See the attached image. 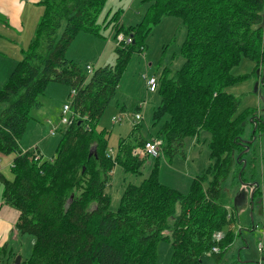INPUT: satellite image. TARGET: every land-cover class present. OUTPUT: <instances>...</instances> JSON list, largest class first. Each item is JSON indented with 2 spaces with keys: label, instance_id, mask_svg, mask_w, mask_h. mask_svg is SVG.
I'll use <instances>...</instances> for the list:
<instances>
[{
  "label": "trees",
  "instance_id": "trees-1",
  "mask_svg": "<svg viewBox=\"0 0 264 264\" xmlns=\"http://www.w3.org/2000/svg\"><path fill=\"white\" fill-rule=\"evenodd\" d=\"M107 1L42 0L35 38L0 90V152L16 153L14 179L0 174L3 198L19 213L18 231L35 239L31 257L21 264H158L160 242L172 246L170 264H200L204 255L218 262L240 237L232 229L243 195L237 192V204L228 209V180L233 188L258 184L254 206L263 200L258 150L253 143L246 153L242 145L248 119L258 114H238L240 101L227 89L257 77L264 90V0H145L150 6L135 26L120 25L115 14L116 37L124 34L132 42L116 47L114 66L94 67L89 76L67 53L80 34L98 36ZM168 17L179 18L187 30L185 64L175 73L164 67L158 78L155 124L168 117L158 139L165 156L174 157L185 155L186 138L208 131L215 163L194 178L188 195L163 185L156 173L160 158L139 151L149 142L141 123L120 140L115 160L107 151L108 134L97 130L130 60L143 54L153 29ZM244 59L255 64L253 73L234 76ZM51 83L76 94L70 124L60 130L55 156L46 160L20 146ZM258 121L250 140L264 134ZM150 159L158 168L140 186H126L119 212L112 213L106 189L115 166L137 173ZM219 233L224 236L217 242Z\"/></svg>",
  "mask_w": 264,
  "mask_h": 264
},
{
  "label": "rangeland",
  "instance_id": "rangeland-1",
  "mask_svg": "<svg viewBox=\"0 0 264 264\" xmlns=\"http://www.w3.org/2000/svg\"><path fill=\"white\" fill-rule=\"evenodd\" d=\"M143 1L145 2V0H108L98 17L97 24L100 29L98 36L87 33L80 34L70 46L67 58L80 65L83 69L88 65L96 68L108 65L114 66L117 60L115 51L118 44L116 41V23L113 22V18L115 14L118 13L119 21L125 23V27L135 26L133 24L142 21L145 12L150 6V3H143ZM121 35L126 39L129 38L124 34ZM186 39L187 30L182 21L175 17L165 18L160 25L153 29L152 33L147 38V49L143 54H135L130 60L120 86L97 126L98 132H106L108 134L107 151L113 156L114 160L118 154L120 140L127 138L132 133L134 127L133 119L138 112H141L143 115V120L141 121L143 136L149 142L159 140L158 137L168 121V117H164L158 124H155L154 111L157 106L160 105L161 99L158 92L149 93L147 95L146 83L142 77L143 75H148L146 64L149 63L153 64L149 70L151 73H156L158 77L161 75L164 67H170L173 73L182 69L185 64V59L181 54V48ZM105 53L106 55L103 61H101V55ZM254 67L255 64L251 60L244 59L238 67L232 70V74L236 77L249 75L253 73ZM11 72L12 71L8 73L9 77H7V81L10 78ZM51 87H56L57 91L51 90ZM227 92L239 99L240 108L238 114L255 110L258 117L264 122V90L257 77L241 81L229 87ZM70 94L71 90L69 87L51 83L44 95L40 97L42 107L32 112V117L34 118V113L37 112L47 115L45 120L37 119V122H40L39 125L43 126L46 130L39 142L38 149H33L39 151L46 160H50L55 156L62 139V131L60 130L65 128V125H61V129L54 136L45 137L49 132V122L53 124L58 123L63 109L66 106H71L73 97L72 95L70 96ZM145 103V109L139 110V105ZM70 116L71 114L69 113L68 118ZM119 117H122L121 122L114 123L113 119H119ZM252 119L254 118L250 117L247 121L246 134L243 139L245 141L250 140L255 126L259 122L258 119H254L252 122ZM29 125L26 133L22 137L21 145L29 144L36 136L42 134L41 132L40 135H36L35 133L40 132L41 129L35 127L34 130H31ZM210 139L211 134L205 130L200 132L198 141L197 138H186L184 146L186 156L176 155L174 157H169L165 156L162 151L159 169L163 170L164 167H168L173 173L187 179L188 185L186 191L183 192L179 190L184 195L190 193L194 178L202 174L205 170L202 168L208 169L215 164L214 161L211 160L209 148ZM261 140H263L264 143V134L258 133L253 149L255 148L259 150V152L262 147ZM0 155H2L4 159V168L1 170V173L7 180H13L14 175L11 162L14 161L16 153L4 154L0 152ZM6 158L11 159L9 164H7ZM1 167L2 165L0 163V168ZM157 168L158 164L156 160L151 159L147 161L137 173L127 172L122 166L116 165L110 174L106 189V193L111 199L110 211L112 213L119 212L126 186H140ZM163 172L162 182L170 184V188L176 189L174 186H186V183L180 184L174 181V179L172 181H167V178H172L170 176H165ZM156 173L159 174L158 169ZM251 190L252 189L249 187H244L242 189L237 185L233 188L232 178L228 180L225 185V192L230 199L228 207H230L232 203L234 205L236 204L237 192H241L244 197V201H240L237 207L238 224L232 229L234 233L240 234V237L235 242L233 249L226 253L220 261L217 262L214 258L204 255L201 258L200 264L261 263L263 257H261L258 252V245L262 238H264V212L262 208L256 204L251 213ZM3 192L4 186L0 182V200L3 198ZM179 212L180 208H178V213ZM28 236L32 237L30 235ZM157 252L158 264H170L173 254L170 243L160 242Z\"/></svg>",
  "mask_w": 264,
  "mask_h": 264
},
{
  "label": "crops",
  "instance_id": "crops-1",
  "mask_svg": "<svg viewBox=\"0 0 264 264\" xmlns=\"http://www.w3.org/2000/svg\"><path fill=\"white\" fill-rule=\"evenodd\" d=\"M41 3L42 0H0V89L7 82L6 79L7 77H9L8 73H10V71L12 72L14 71L17 64L22 60L25 51L29 48L33 39L35 38L38 25L40 24L42 17L44 15V7L42 6ZM119 24L125 26V23H123L122 21H120ZM137 24H133V25H137ZM105 55L106 53L101 55V61H103ZM152 66H153L152 63L146 64V69L148 68L147 70L148 75L156 76L157 78H159L156 75V73H151V71L149 70V68ZM51 88H52L51 90H54L55 92L57 91L56 87H51ZM148 94L149 93L147 92V95ZM36 114H40V115H36ZM34 116L35 118L32 117L31 119L32 122L30 121L31 122V124L29 125L30 129L34 130L35 127H38L41 130L39 129L40 132H37L35 134L40 135L41 132L42 134L40 136H36L29 144L21 145L20 147L23 152H26L29 149H38L39 142L46 130L43 126L39 125L40 122H37V119L45 120L47 115L37 112L34 113ZM60 121L61 118L59 122L56 124L49 122L50 125L49 132L45 137L54 136L50 134V131L51 129L58 127L60 125ZM59 127L61 129V125ZM196 138L198 141L199 136ZM261 142H262L261 144L262 147L260 148V152L259 150L257 152L259 156L258 169L262 177V192H263L262 195L263 200H262V205L260 207L264 212V143L263 140H261ZM37 153L40 156H42L39 151H37ZM6 159H7V164H9L11 162V159L9 158ZM0 163L2 165V167L0 168V174H2L1 170L4 168V159L2 155H0ZM11 163L13 164V162ZM202 169H206V168H202ZM163 170L159 169V174H158L159 181L162 184L164 183L162 182V172H163L165 176H170L172 178V179L167 178V181H172L174 179V181H177L180 184L186 183L185 187L174 186L176 189H178V191L179 190L183 192L186 191L188 185L187 179H184V177L179 176L176 173H173V171H171L168 167H164ZM163 185L167 187L171 186L170 184H165V183ZM18 218H19L18 211L6 205L4 202V198H2L0 200V264H17L16 261L17 258L19 257L21 259L20 260L21 262L19 264H21L22 262L29 260V258L31 257L33 247L35 244V239L33 237H29L27 234H22L18 231V229L16 228Z\"/></svg>",
  "mask_w": 264,
  "mask_h": 264
},
{
  "label": "built area",
  "instance_id": "built-area-1",
  "mask_svg": "<svg viewBox=\"0 0 264 264\" xmlns=\"http://www.w3.org/2000/svg\"><path fill=\"white\" fill-rule=\"evenodd\" d=\"M116 41H117L118 45H120L122 43H125V44L129 45L132 42L131 39L124 38L123 35H118ZM86 69H87V72H88L89 76L94 71V67L90 66V65H88L86 67ZM142 79L146 83V88H147V92L148 93L157 92V90H158V78L156 76H151V75H147L146 74V75H143ZM75 94H76L75 92H72V97H74ZM145 106H146V103L145 104H140L139 105V110H143L145 108ZM71 112H72L71 106L70 107L66 106L63 109L60 125H65V127H66V126H68L70 124V119L68 118V115H69V113L71 114ZM121 118L122 117H119V119L114 118L113 122L114 123L121 122ZM142 120H143V115L141 114V112H138L137 115L135 116V118L133 119V123H134V125H136V124L141 123ZM59 126L56 127V128L51 129L50 134L51 135H55L60 130ZM162 151H163V149H162V141L161 140H155L153 142H148L145 145V148L142 151H140V152L145 154V156H148V157L153 158V159H157V158L161 157ZM228 209H230V207H228ZM223 236H224L223 233L217 234L215 236L216 241L217 242L221 241ZM212 252L216 253V254H219L220 253V249L217 248V247H214L212 249ZM258 252L261 255V257H264V238H262V240L260 241V243L258 245Z\"/></svg>",
  "mask_w": 264,
  "mask_h": 264
},
{
  "label": "water",
  "instance_id": "water-1",
  "mask_svg": "<svg viewBox=\"0 0 264 264\" xmlns=\"http://www.w3.org/2000/svg\"><path fill=\"white\" fill-rule=\"evenodd\" d=\"M255 118H256V119H259L258 117H255ZM253 120H254V119H252V122H253ZM256 129H257V125H256L255 128H254V132H253V134L256 132ZM255 141H256V136L253 138V140H249V141H245V140H243V141H242V145H244V146L246 147V153L250 151V145H252ZM244 167H245V165H244ZM253 187H254V184H251V185H250V188H252V193H251V204H252V207H251V213H252L253 210H254V202H253V199H254L255 190H256V188L259 187V185L256 184V185H255L256 188H253ZM242 197H243V196H242ZM243 200H244V197H243ZM237 201H238V199H236V204H237ZM236 204H235V205H236ZM20 260H21L20 257L17 258V261H16L17 264H19V263L21 262ZM260 264H264V257L262 258Z\"/></svg>",
  "mask_w": 264,
  "mask_h": 264
}]
</instances>
